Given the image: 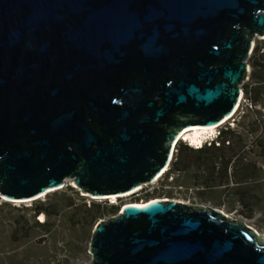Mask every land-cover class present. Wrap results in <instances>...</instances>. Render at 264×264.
Instances as JSON below:
<instances>
[{"label":"water","instance_id":"water-1","mask_svg":"<svg viewBox=\"0 0 264 264\" xmlns=\"http://www.w3.org/2000/svg\"><path fill=\"white\" fill-rule=\"evenodd\" d=\"M263 37L264 0H0V196L152 183L184 130L232 115ZM88 255L264 264V241L219 210L154 200L98 222Z\"/></svg>","mask_w":264,"mask_h":264},{"label":"rangeland","instance_id":"rangeland-1","mask_svg":"<svg viewBox=\"0 0 264 264\" xmlns=\"http://www.w3.org/2000/svg\"><path fill=\"white\" fill-rule=\"evenodd\" d=\"M247 64L248 82L241 86L246 102L217 130L233 127L231 134L221 135L222 141L233 145V154L243 159L229 163L225 177L219 174L221 153L197 155L179 143L170 166L173 180L165 181L169 188L150 197L132 195L112 201L115 205L110 206L107 199L83 197L69 183L31 203L7 202L0 196V264H90L88 246L96 224L113 217L126 204L150 199L221 210L264 238V37L255 39ZM225 155H231L230 151ZM237 165L242 168L238 177L233 175ZM193 186L199 191H193ZM38 207L44 209L42 213L37 212ZM42 216L44 224L40 223Z\"/></svg>","mask_w":264,"mask_h":264},{"label":"bare ground","instance_id":"bare-ground-1","mask_svg":"<svg viewBox=\"0 0 264 264\" xmlns=\"http://www.w3.org/2000/svg\"><path fill=\"white\" fill-rule=\"evenodd\" d=\"M259 40H260V39H259ZM254 46H255V42L252 43V47H251V49H254ZM242 97H243V92L241 91V92H240V96H239V101H238V103H237V105H236V107H235V110L233 111L232 115H231L229 118L225 119V120H224L222 123H220L219 125L214 126V127H199V126H196V127H190V128H188V129L184 130V131L181 133V135L179 136V138L177 139L176 143L173 145V149H172L171 155H170V157H169L168 164H167L166 168L160 173V178L163 177V175L168 171V169H169V167H170V165H171V161H172V159H173V156H175V155H174V153H175V149H176V147H177V145H178L179 143H188V145H189L190 147H194V149H200V148H202V147L204 146L205 141H208V140H210V139H214V137H215V135H216V131H217L219 128H221L223 125H225L226 123H228L229 121H231V120L234 118V116L236 115L237 111L239 110V108H240V106H241ZM68 183L70 184V187L76 189V188L71 184V181H68V180H67V181L65 182V184L63 185V187L58 188V189H55V190H52V191H49V192H47V194H45V195L41 196L39 199H37V200H33V201H38V200H40V199L45 198L47 195H49V194H51V193H55V192H57V191L62 190L63 188H65V187L68 185ZM139 189H140V188H138V189H136V190H134V191H132V192H130V193H128V194L121 195V196H108V197H104V198H91V197H90V198L93 199V200H95V201H101V200L107 199V200L110 201V203H111L112 205H115V203H113L112 201L117 202L119 199H125V198H128V197L132 196L134 193H136V191L139 190ZM81 195H82L83 197H89V196H85V195H83V194H81ZM3 198H4V197H3ZM4 200H5V199H4ZM5 201L8 202V199H6ZM9 201H10V200H9ZM33 201H32V200L27 201V202L22 201V202H18V203H20V204H24V203H31V202H33ZM151 201H153V200H150V202H151ZM10 202H11V201H10ZM147 203H148V201H146V202H141V203H135V204H131V205H130V204H126V205H124V207H126V206H136V207L139 208V207H143V206H144L145 204H147ZM124 207H122L121 210H122ZM219 211L222 212L224 215H226V213H224L223 211H221V210H219ZM227 217H228V215H227ZM45 222H46V219H45L44 216H42L41 219H40V223H41V224H44ZM256 233H257V232H256ZM257 235H258L262 240H264L263 236L259 235L258 233H257Z\"/></svg>","mask_w":264,"mask_h":264},{"label":"built area","instance_id":"built-area-1","mask_svg":"<svg viewBox=\"0 0 264 264\" xmlns=\"http://www.w3.org/2000/svg\"><path fill=\"white\" fill-rule=\"evenodd\" d=\"M253 52V49H251L250 51V55L252 54ZM245 82L247 83L248 82V78H246ZM244 82V83H245ZM243 92V89L241 90ZM248 101V100H247ZM246 102L245 100V94L243 92V97H242V102H241V105L244 104ZM250 103V101H249ZM238 112V111H237ZM233 127H230L229 129L225 130V131H216V135L214 137V139H210L208 141H205L204 143V146L200 149H194V147H190L188 145V143H182L184 145V147H186L187 149L189 150H192V151H199V150H203L204 148H216V149H219L220 147H222L223 145L225 146H229L230 143L229 142H225L223 144V141H222V136L224 133L225 135H228V134H231V132L233 131ZM172 163V161H171ZM171 166V165H170ZM170 167L168 169V171L163 175V177L160 178V175L156 177V179L152 182V183H149V184H143L141 187H139L140 189L136 191V193H134L133 195H137V194H140V195H144V196H147V197H150L151 195H153V193L155 192H158L160 190H166L168 189V183L172 182V178L170 176ZM165 181H167L168 183H165ZM138 189V188H137ZM190 190V193H192V190ZM177 191H182V188L181 187H177ZM151 200V199H150ZM150 200H148V202H150ZM154 200H157V201H175V202H178V203H181V204H185V205H188V203L184 202V201H177V200H168V199H154ZM153 200V201H154ZM94 201V200H93ZM102 201H105V200H102ZM109 201V200H107ZM110 202V201H109ZM142 202V201H141ZM139 202V203H141ZM144 202V201H143ZM136 203V202H135ZM118 213V212H117ZM227 216V215H226ZM39 222V221H38Z\"/></svg>","mask_w":264,"mask_h":264},{"label":"flooded vegetation","instance_id":"flooded-vegetation-1","mask_svg":"<svg viewBox=\"0 0 264 264\" xmlns=\"http://www.w3.org/2000/svg\"><path fill=\"white\" fill-rule=\"evenodd\" d=\"M233 149V145H229V146H225L223 145L222 147H220L219 149H203V150H199V151H193L194 153H196L197 155H200L202 153H208L210 151H214V152H219L222 155V158L219 159V166H220V176H226L227 175V167L229 163H234L238 160L242 161L243 159L240 158V156L235 153L233 154V151H231ZM230 151L231 155H229L228 157H226L225 153H228ZM240 158V159H239ZM239 162V161H238ZM242 172V168L240 166H236L235 169V173L233 172V175L237 176ZM195 179H197V177H195ZM193 191L197 192L199 191L197 188H195L193 186Z\"/></svg>","mask_w":264,"mask_h":264},{"label":"trees","instance_id":"trees-1","mask_svg":"<svg viewBox=\"0 0 264 264\" xmlns=\"http://www.w3.org/2000/svg\"><path fill=\"white\" fill-rule=\"evenodd\" d=\"M108 205L112 206L111 204H108ZM43 210H44V209H42V207H38V208H37V212H39V213H42Z\"/></svg>","mask_w":264,"mask_h":264}]
</instances>
